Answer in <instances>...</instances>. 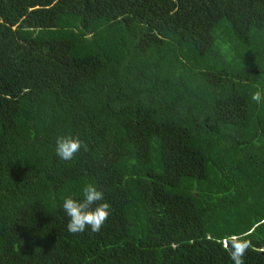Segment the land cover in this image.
Masks as SVG:
<instances>
[{"label": "trees", "instance_id": "16d2710c", "mask_svg": "<svg viewBox=\"0 0 264 264\" xmlns=\"http://www.w3.org/2000/svg\"><path fill=\"white\" fill-rule=\"evenodd\" d=\"M89 183L111 214L72 234ZM237 239L264 264V0H0V264H234Z\"/></svg>", "mask_w": 264, "mask_h": 264}, {"label": "clouds", "instance_id": "9594fccd", "mask_svg": "<svg viewBox=\"0 0 264 264\" xmlns=\"http://www.w3.org/2000/svg\"><path fill=\"white\" fill-rule=\"evenodd\" d=\"M251 99L260 102L262 91L254 92ZM55 144L56 155L64 161L73 160L82 147L87 151V144L78 136H58ZM82 191V199L67 197L63 201L62 209L69 218L67 230L72 234L83 233L86 229L93 233L99 232L111 214V205L105 201L104 193L91 183L85 185ZM250 246V242L246 240L231 241L227 251L234 264H243V257Z\"/></svg>", "mask_w": 264, "mask_h": 264}]
</instances>
